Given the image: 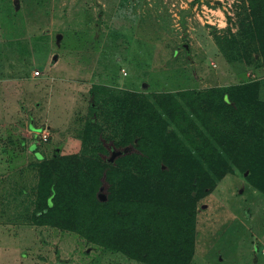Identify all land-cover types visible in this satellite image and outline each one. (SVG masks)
<instances>
[{"label":"rangeland","instance_id":"obj_1","mask_svg":"<svg viewBox=\"0 0 264 264\" xmlns=\"http://www.w3.org/2000/svg\"><path fill=\"white\" fill-rule=\"evenodd\" d=\"M248 14V0H0V264H143L37 225L43 164L69 157L56 164L66 175L71 157L91 170L112 159L109 147L119 155L134 127L116 122L107 99H125L102 94L93 111L95 86L151 97L260 82L264 100ZM98 195L109 199L106 185ZM196 211L191 264H264L263 192L228 174Z\"/></svg>","mask_w":264,"mask_h":264},{"label":"trees","instance_id":"obj_2","mask_svg":"<svg viewBox=\"0 0 264 264\" xmlns=\"http://www.w3.org/2000/svg\"><path fill=\"white\" fill-rule=\"evenodd\" d=\"M248 2L249 33L259 36L264 59V0ZM261 85L252 82L151 97L95 86L99 94L93 111L101 108L102 94L125 99H107L115 108L116 122L127 130L134 127L120 143L117 163L123 166L117 169L109 160L92 161L89 170V160L84 170L74 156L69 164H60L68 171L61 175L56 164L69 157L56 155L44 162L37 225L75 232L135 262L191 264L198 201L228 174L241 175L264 193ZM123 113L126 116L120 118ZM176 126L184 131V140ZM109 152L117 150L109 147L105 154ZM69 165L79 169L75 177L69 174ZM102 185L109 193L106 201L98 195Z\"/></svg>","mask_w":264,"mask_h":264},{"label":"water","instance_id":"obj_3","mask_svg":"<svg viewBox=\"0 0 264 264\" xmlns=\"http://www.w3.org/2000/svg\"><path fill=\"white\" fill-rule=\"evenodd\" d=\"M218 4H220V3H218ZM187 47V46H186ZM30 128L31 129H33V122H31V124H30ZM34 130V129H33ZM38 132H41V130H38ZM118 157V153H113V157H112V159L111 160H109V162L110 163H113L114 162V160L116 159ZM99 198H100V200L101 201H106V197L105 196H102V195H99Z\"/></svg>","mask_w":264,"mask_h":264},{"label":"crops","instance_id":"obj_4","mask_svg":"<svg viewBox=\"0 0 264 264\" xmlns=\"http://www.w3.org/2000/svg\"><path fill=\"white\" fill-rule=\"evenodd\" d=\"M29 130L31 131V132H34V133H38V130L36 129H31L30 127H29ZM30 150H32V151H34L35 150V147H31L30 148ZM37 154V153H36ZM20 182L22 183V180H20ZM24 182V181H23ZM23 185V184H22ZM8 206L9 207H13V206H15V204L14 203H8ZM31 230V229H30Z\"/></svg>","mask_w":264,"mask_h":264},{"label":"built area","instance_id":"obj_5","mask_svg":"<svg viewBox=\"0 0 264 264\" xmlns=\"http://www.w3.org/2000/svg\"><path fill=\"white\" fill-rule=\"evenodd\" d=\"M37 75L39 76V73H37ZM48 137H49V135L46 131L42 133V139L44 142L48 141Z\"/></svg>","mask_w":264,"mask_h":264}]
</instances>
